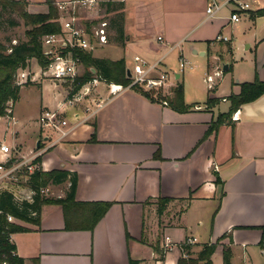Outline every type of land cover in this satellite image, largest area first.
Returning <instances> with one entry per match:
<instances>
[{
  "label": "crops",
  "instance_id": "0c3cea01",
  "mask_svg": "<svg viewBox=\"0 0 264 264\" xmlns=\"http://www.w3.org/2000/svg\"><path fill=\"white\" fill-rule=\"evenodd\" d=\"M99 1L122 3L119 12L125 39L122 45L110 41L92 57L124 59L127 67L131 66L133 56L148 62L162 59L160 69L165 72L170 70L165 64L168 47L178 43L180 46L184 41L200 43V48L190 51L205 58L208 43L221 35L222 29L245 18L254 23L259 17L251 13L264 7V0H251L253 10L240 12L239 21L233 23L216 17L205 21L210 0H199L198 6L194 0H138L146 3L142 5L147 12L145 23L157 25L160 30L154 43L145 44L142 37L128 35L127 0ZM234 9L232 6L229 12ZM99 13L107 14L106 7ZM209 22H214L213 38H206L202 32ZM159 36L162 43L156 40ZM138 41L139 46L135 44ZM112 50L117 54H111ZM245 50L249 51L247 63L242 68L236 66L237 69L224 64L228 66L225 72L231 71L230 78L216 79L212 89L205 81L211 72H203L206 100L187 102L184 94L183 102L191 107L189 111L177 112L129 90L114 98L65 141L44 152L40 159L42 172L63 170L75 176V202L65 209L60 205H43L37 222L15 220L24 230L10 238L22 264H154L159 260V252L165 253L163 264H177L182 257L178 245L185 239H196L193 246L199 239L202 244H213L228 234L232 240L230 264H253L252 258L264 254V235L260 230L264 224V93L239 106L233 113L237 114L236 120L232 114L227 123L212 128L218 117L230 110V97L240 93L241 84L264 83V34L254 35ZM180 56L179 53L178 59ZM217 64L209 63L205 70H216ZM83 69L82 65V74ZM28 71L32 83L25 87L37 86L41 91L33 113L25 120L17 110L24 87L21 86L19 99L12 107L15 123L0 118L6 122L0 141L22 153L35 149L37 142L45 144L46 133L37 121L40 113L48 109L44 88L54 89L50 110H55L67 93L63 85L46 78L40 66ZM180 73L175 74L178 79ZM60 86L65 91L63 96ZM97 90L102 97H108L117 88L100 85ZM214 99L219 102L209 107L207 100ZM69 111V122L73 121V112L81 113L79 109ZM34 124L39 138L33 129L24 138L29 125ZM68 187V180L50 185L46 187V197L63 198ZM102 203L110 207L91 230L85 229L92 205ZM169 242L171 250L165 247ZM227 245V239L220 242L211 257L213 264H222V246ZM200 250L191 255L196 256Z\"/></svg>",
  "mask_w": 264,
  "mask_h": 264
},
{
  "label": "built area",
  "instance_id": "2783aa9c",
  "mask_svg": "<svg viewBox=\"0 0 264 264\" xmlns=\"http://www.w3.org/2000/svg\"><path fill=\"white\" fill-rule=\"evenodd\" d=\"M231 2L235 9L230 12L228 20L230 22L239 21V13L251 8V0H210L205 10V21H210L217 17L218 13ZM58 10V23L60 33L45 35L41 38V45L44 52L49 56V63L42 68V74L61 85L68 87L67 95L55 110H43L37 121L41 130L46 133L45 144H39L38 148L28 153H22L3 141H0V193L8 192L13 195L17 202L32 201L34 192L29 188L31 177L41 171V156L49 148L65 141L79 126L86 124L102 108L109 104L114 98L122 93L140 88L146 92L164 91L168 74L160 69L162 59L155 62H148L139 56L131 58L130 69L131 78L126 86L112 85L101 81L97 76H93L84 82L73 92L77 79L81 77V59L76 52H94L106 47L110 42V25L107 19L98 17L97 13L105 7L99 0H67L55 3ZM96 14V15H95ZM162 43L159 36L156 39ZM213 42H228L227 37L217 35ZM175 46L168 47V53ZM190 63L182 56L178 59V71L190 69ZM222 71L216 70L205 77V81L210 89L213 88L216 79L221 77ZM17 83L27 82V74L20 73L17 76ZM30 81V79H29ZM104 85L106 88L116 87L117 91L108 97H102L97 87ZM166 105L165 102H161ZM79 109L81 113H72V122L64 113L66 110ZM237 114H233L232 119L236 120ZM5 119L14 124L12 109H6ZM48 188L40 189V194L47 196ZM2 212L0 211V215ZM9 223L15 222L10 215H5ZM11 242V238H9ZM12 243V242H11ZM196 239L187 238L178 246L183 258L189 256L183 252L186 246H193ZM167 250H171V243L165 245ZM165 248V249H166ZM165 254V253H164ZM12 257H17L15 251L11 252ZM0 264H8L1 262ZM154 264H163L162 260H157Z\"/></svg>",
  "mask_w": 264,
  "mask_h": 264
},
{
  "label": "trees",
  "instance_id": "16d2710c",
  "mask_svg": "<svg viewBox=\"0 0 264 264\" xmlns=\"http://www.w3.org/2000/svg\"><path fill=\"white\" fill-rule=\"evenodd\" d=\"M46 3L48 6L47 14H30L25 10L26 3L14 0H0L1 10H9L12 13H17L27 27L25 41L18 42L14 45L10 44L7 47L0 44V118L5 117L6 109L8 107L12 109L13 105L18 101L20 87L28 84V82L22 84L17 83V72L27 68L31 60H35L41 68L46 67L49 63V56L43 50L41 38L45 35L60 33V25L58 23L59 15L55 1L47 0ZM102 5L106 7L107 13L122 7V3L114 1H105ZM251 15L256 17L264 16V7L254 13L252 12ZM121 21V15L119 14L112 20V26L117 33L115 42L122 45L125 38ZM76 53L79 55L84 69L81 77L77 79L78 85L74 86L73 92L93 76H97L101 81L108 84L120 86H126L128 84L129 81L126 78V69L128 67L124 59L111 61L108 59L94 58L90 53L86 52ZM93 70L95 74L92 73ZM133 91L142 94L150 101L165 102L166 106H169L177 112L184 113L191 109L190 106L184 104L182 90H178V88L173 90V96L170 97L162 91H159L157 92L156 99L153 97L154 92H146L140 88H134ZM263 93V82L257 81L249 84H241L240 93L237 96L230 97V110L228 113L220 115L216 122L213 123L212 128L227 123L239 106L256 100ZM210 101L207 100V104ZM38 161L40 162L41 160L39 159ZM67 180L69 187L63 198L54 199L40 194V189L50 185H59ZM28 186L34 192L31 202H16L10 193H0V211L2 212L0 215V263L5 261L8 264H22V261L18 257H12L11 252L15 251V246L9 241V238L10 235L23 231L24 229L14 222H7L5 215H10L18 221L29 223L37 222L40 208L43 205H60L65 209L75 202L76 178L67 171H39L31 177ZM109 207L110 204L108 203L92 205L90 221L85 226V229L91 230ZM66 223L68 228V218L66 219ZM260 230L262 235H264V224L260 227ZM223 239H227L229 245L222 246V264H230V244L232 242L230 234L223 235L213 244H203L195 258L185 259L181 257L178 259L177 264H213L211 257ZM183 249V252H186L188 256L191 255V246H186ZM163 257L164 254L159 252V259L162 260L164 259Z\"/></svg>",
  "mask_w": 264,
  "mask_h": 264
},
{
  "label": "rangeland",
  "instance_id": "374dc122",
  "mask_svg": "<svg viewBox=\"0 0 264 264\" xmlns=\"http://www.w3.org/2000/svg\"><path fill=\"white\" fill-rule=\"evenodd\" d=\"M17 2H23L26 3L25 10L27 13L30 14H47L48 13V6L46 1L47 0H14ZM138 0H127L126 4V13H127V29H128V35H137L140 38L142 37L143 40L142 43L149 44L154 43L155 38L157 36V33L160 32L158 29L159 27L157 25H151L149 22L145 23V14L147 12L145 11V7H142V5H145L146 3H139ZM142 1H148L149 0H142ZM195 5L198 6L199 0L193 1ZM253 3L251 2V8L246 11H252ZM234 6V3L231 2L228 6L224 7L217 15V19H228L230 12L229 10ZM235 7V6H234ZM1 9V8H0ZM258 11V10H257ZM256 12V11H255ZM242 13V12H241ZM254 13V11H253ZM121 14L118 10H112L110 13L107 14L99 13L98 17H103L104 19H107L109 21L110 26V41L115 42V39L117 37V33L115 32L113 26H112V20L115 19L117 15ZM224 17V18H222ZM139 18V21L137 22V19ZM13 22V26L11 24ZM137 23V26H135ZM136 27L137 30L134 28ZM27 30V27L24 25L23 20L19 17L17 13H12L9 10H0V44L4 46H9L13 43H18L25 41V31ZM141 30V31H140ZM162 32V31H161ZM202 32L206 38H213L215 36V26L214 22H209L205 24L204 28L202 29ZM264 34V17H259L254 21V23H251L250 20L247 18L242 19L237 24H230L224 29L221 30V35L224 37H227L228 40H230L229 43L225 44L224 42H209V52L208 56L205 58L199 57L198 55H193L190 51V48H200V43H190L189 41H184L180 44V46L174 48L171 50L165 59V64L168 69V79L166 81V87L163 93H165L168 97L173 96V90L178 87V84H183L184 92L182 91V95L185 94V99L187 102H203L206 100V84L204 83V74L211 72V74L214 72L215 69H212L211 71L205 70L207 65L210 63L211 65L215 66V62H218L216 65V70L222 71V65L224 64H232V66L240 65L239 67L242 68L243 64L247 63L249 51L245 50L246 45L251 44L254 39V35ZM116 43V42H115ZM137 46H139L138 43L135 42ZM135 47V46H134ZM130 47L134 52L138 53V51L134 50L136 48ZM230 48V49H229ZM181 54L184 58V60L188 61L190 63L191 68L190 69H184L183 72L180 73V79L175 80L174 76L178 72V54ZM94 54V53H93ZM113 55H116V50H112ZM213 56V57H212ZM212 57V58H211ZM39 64L37 62L31 61L30 66H27V68L23 70H19L17 72V76L19 73L27 74L28 76V84L26 86H29L31 82V77L28 70L34 69V66ZM218 68V69H217ZM234 68V70H235ZM42 69V68H41ZM215 70V71H216ZM203 72H205L203 74ZM221 79H229L231 75V71L228 72H222L221 73ZM30 79V81H29ZM220 79V80H221ZM19 81V79H17ZM65 89L68 87L66 85H63ZM43 90V95H46V98L48 99V109H51L52 102H50V99L53 97L54 89H46ZM62 90V91H61ZM62 93V96L65 95V91L63 90L62 86H60L59 93ZM60 93V94H61ZM153 93V92H150ZM41 91L37 86L32 87H23L21 100L17 106V110L20 115H23L25 117V120L28 118V114L31 115L33 113V109L37 106L38 100L40 98ZM67 95V93H66ZM153 97L157 98V93H153ZM62 100V99H61ZM219 102L218 99L211 100L210 103L207 105L211 107L210 105H213L215 103ZM201 104V103H200ZM224 107H220V110H223ZM66 115H70V111L68 110L66 112ZM34 123V121H33ZM6 127V122L4 119H0V139L4 133ZM33 127V128H32ZM33 129V132H36V124L29 125V128L24 134V138H27L29 135V132H31ZM21 134V132H20ZM38 139V134L36 136ZM48 155V154H47ZM46 157V154L44 158ZM45 170V168L43 167ZM45 172H48L45 170ZM49 194V193H48ZM167 203V202H166ZM161 204H163L161 202ZM164 205V204H163ZM196 233H191V236H195ZM203 240L199 239L198 243L193 246V248L190 250L191 253L194 251L201 249ZM195 247V249H194ZM193 251V252H192ZM194 255V256H193ZM195 253L190 255L188 258H195ZM253 264H264V254H258L256 259L254 260L252 258Z\"/></svg>",
  "mask_w": 264,
  "mask_h": 264
},
{
  "label": "water",
  "instance_id": "95a60500",
  "mask_svg": "<svg viewBox=\"0 0 264 264\" xmlns=\"http://www.w3.org/2000/svg\"><path fill=\"white\" fill-rule=\"evenodd\" d=\"M201 54L203 55V53H200V55H201ZM227 69H228V66H227V65H224V66L222 67V72L227 71ZM92 73L95 74L94 70L92 71ZM131 77H132V75H131L130 69L127 68V69H126V78H131ZM178 78H179V76L176 75V76H175V79L177 80ZM181 89H182V86H181V85H178V90H181ZM38 147H39V142L36 143V148H38Z\"/></svg>",
  "mask_w": 264,
  "mask_h": 264
}]
</instances>
